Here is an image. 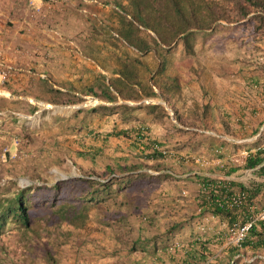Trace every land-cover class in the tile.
I'll use <instances>...</instances> for the list:
<instances>
[{"label": "rangeland", "instance_id": "obj_1", "mask_svg": "<svg viewBox=\"0 0 264 264\" xmlns=\"http://www.w3.org/2000/svg\"><path fill=\"white\" fill-rule=\"evenodd\" d=\"M44 1L49 2V6L46 8L44 2L38 5L39 9L35 8L37 14H33L34 6L28 1L29 12L21 20L27 25V28H14L15 24L9 21L8 26L14 33L10 39L11 44L15 46L21 44L71 46L73 43L80 46L93 61L101 65L109 73L110 79L116 73L117 67H121V59H133L140 56L135 50L126 47L120 39H116L112 35V32H115L114 28L117 26L119 16L113 5H105L104 0H92L98 1L97 4H85L84 0ZM41 7L43 9L39 14L38 10ZM85 7L96 12L98 19L84 16L81 10ZM51 13L53 17H51ZM69 19L72 24L68 22ZM222 25L228 26L226 23H222ZM254 26V22H242L228 27H220L207 38L198 35L195 56L184 54L182 46H178L173 57L172 73H177L178 77L194 76L204 80L223 76L226 77L224 78L226 80L234 81L236 89H241L240 93L244 95L248 92L246 90L248 85L245 83L249 79L264 80V32L257 34ZM114 44L117 46H113ZM9 54L18 63L15 67L14 62L5 58L13 68L11 74H14L15 71H18L16 74L23 73L22 69H26L25 74L39 76L37 64L28 60L31 59L29 57L33 55L32 53H24L22 56L19 55L20 57H14L17 55L15 53ZM0 56H2L1 53ZM51 58L48 60H52ZM27 60L32 63L31 66L28 65ZM145 60L151 65L157 63L153 52ZM103 77L102 82L106 83L107 79L105 76ZM104 85L106 88L107 84ZM28 89L30 95L24 101L28 106L25 113H32L31 107L36 109L31 101L43 102L45 105H69L66 104L68 100L57 99L54 101L56 98L46 82L41 84L40 89L35 85H31V88L28 86ZM17 93H19L18 90ZM157 98L162 102L160 97ZM129 103L132 105L139 102L130 101ZM144 106L148 107L149 105ZM159 107L160 109L157 111H166L165 105L160 104ZM5 109L9 108H0V110ZM63 112L59 111L52 117ZM5 118L10 119L11 123L8 129L5 127L6 125L0 124V196L17 190L23 179L40 182L49 187L56 184L57 179L62 180L61 175L68 178L79 175L87 177L88 175L91 178L110 179L112 174L107 169L108 167L115 168V159L119 160L123 169L127 163L134 162L142 168L140 172H160L166 178L135 181L137 182L133 184L135 186L130 188V193L135 196L134 207H131L130 210L123 208L108 212L105 206L99 205L93 210L92 217L87 221V227L84 229L77 230L64 223L47 224L43 222L39 225L36 224L30 233H26L15 225L8 226L4 234L0 236V264H183V250L191 247L192 235L199 237L202 241L209 242L208 258L201 264H230L232 262L233 256L228 255L231 244H229L227 225L220 228L219 225L222 222H219L218 219H209L207 217L209 215H203L200 212L195 203V195L198 193L199 187L196 183L185 179L203 171L204 168L207 172L211 171L215 167L212 162L216 161L217 156L224 155L218 154L217 148L213 147V144L222 138L212 133L237 140L241 139L239 131L222 133L215 128H199L196 130L197 132H189L186 135L187 138H184L186 139L184 141L189 143L187 149H181L178 144L180 140L183 141L181 139L183 136L171 135L170 146L159 148L167 151L166 159L157 162L137 156L141 155L142 147H145V144L138 142L135 135H132L131 138L111 137L108 140L104 138L105 134L110 133L112 124L100 127V122L97 119H94L92 125L94 134H89V129L80 130L81 119L77 120V124L64 123L59 128L54 127L46 120L41 129L31 132L25 127H20L13 118ZM3 119L4 117H0V121ZM117 120L120 122L121 128L131 127V125H125L119 116L112 123H118ZM193 133L204 136L200 138L201 140L199 139L200 147L203 148L200 151L202 154L196 153L197 139ZM163 139L161 138V140ZM144 141L145 143L149 142ZM202 144L203 146H201ZM96 147L97 150H95ZM222 147L223 152L231 151V149H227L226 144ZM89 150L92 156H87ZM80 153H86V156H82ZM117 173H123V176L126 172ZM116 189L117 186L111 191L112 203L119 202L121 199L120 194L116 193ZM117 212H123L124 219L129 216L135 223L142 224L146 236L150 238L162 235L157 231L156 234L153 233L155 230L153 231L151 226L148 228L151 215L158 218L159 224L168 227L166 231L176 223L184 224L186 228H183L185 229L184 235H188V240L182 241L178 245L172 244L168 252L162 251V256L158 259L145 256L142 252L131 253L129 247L139 236V228L136 227L133 231L127 225V230L131 229V235L119 233V228L124 225L121 224L122 222L120 223ZM97 213L112 218L110 222L114 227H106L105 222L101 219H95ZM107 213L109 214L105 216ZM202 220L204 224L199 225ZM117 222L120 225H116ZM201 226L205 227V231L201 230ZM116 236L120 237L121 243L116 242ZM171 258L173 259L171 260Z\"/></svg>", "mask_w": 264, "mask_h": 264}, {"label": "trees", "instance_id": "obj_2", "mask_svg": "<svg viewBox=\"0 0 264 264\" xmlns=\"http://www.w3.org/2000/svg\"><path fill=\"white\" fill-rule=\"evenodd\" d=\"M105 5H113L118 13V23L114 31L120 36L121 42L137 52L140 56L130 59H121L119 77L109 80L110 87L118 96L125 101L140 102L145 98L156 96V88L161 97L171 92L169 82L173 79L178 81L177 73H172L171 64L173 56L182 46L186 55L195 56V45L198 35L207 38L212 36L220 27L241 24L242 22H254V30L257 34L264 32V0H104ZM226 23L228 26L222 25ZM117 46V44L113 45ZM154 53L157 60L155 65L146 61L150 53ZM138 97H137V96ZM115 96L112 98L116 100ZM68 100L67 102H69ZM75 105L78 101L71 100ZM63 105V104H57ZM144 105L131 106L122 103L118 106L107 107L101 105L84 117L85 128H89V118L121 115L126 121L131 120V112L141 109ZM172 109V108H171ZM103 110V111H102ZM173 110V109H172ZM81 111H77L80 114ZM175 119L182 126H187L177 112L174 111ZM89 123H88V122ZM80 127V130H83ZM94 134V131L91 130ZM90 134V133H89ZM137 134L138 142L145 144L142 147L139 158L148 161L161 162L166 159V154L159 143L149 141L146 135L137 131L125 130L112 132L106 139L111 137L131 138ZM135 144V143H134ZM85 156L83 153H80ZM262 152L251 156L245 165V169L255 168L263 164ZM142 168L134 162L127 163L125 169L115 159V168L108 167L111 178L98 181L86 178H69L60 180L53 186H33L28 188L18 187L13 192L0 196V236L8 226L15 225L26 233H30L37 224L64 223L74 229H84L87 221L91 218L93 210L99 205L105 206L108 212L115 209H131L134 207L135 196L130 193L135 181L160 180L164 175L152 176L140 172ZM117 172H126L123 173ZM140 172V173H139ZM236 173V169L229 171ZM170 178V177H167ZM198 185V193L195 203L203 215H209L225 222L228 228L242 224L260 211L251 212L255 199L259 196L260 186L247 188L239 182L228 181L219 178L208 177L195 173L185 179ZM119 184V185H117ZM117 186L116 193L120 194L119 202H111L112 190ZM238 193L247 195L246 202L240 207H221L219 203L225 197L229 198ZM101 213H97L95 219H101ZM104 224L111 226L109 217ZM149 226L152 223L149 220ZM182 230L180 224L174 225L160 236L152 238L146 236L144 227H139L138 239L129 247L131 253H155L162 249L167 253L170 238H175ZM191 247L183 250V264H201L205 262L209 254V242L202 241L192 235ZM163 243L165 245L163 246ZM243 249L230 246L229 252L233 257L240 252L248 250L257 251L264 248V222H259L249 233L243 243ZM173 258H171L172 260ZM241 260L230 264H239ZM264 260H257V264Z\"/></svg>", "mask_w": 264, "mask_h": 264}, {"label": "crops", "instance_id": "obj_3", "mask_svg": "<svg viewBox=\"0 0 264 264\" xmlns=\"http://www.w3.org/2000/svg\"><path fill=\"white\" fill-rule=\"evenodd\" d=\"M28 1L30 3V0ZM28 1L0 0V53L2 56H4V58L14 62L15 67L18 65V63L13 59V57L10 56L9 53L17 54L14 57H20L24 53H32L33 55L29 57L31 59L28 60H31L35 65L37 64L36 67L38 68L37 70L40 74L37 72L39 76L36 77L27 75L25 74L26 69H22L23 73L19 74H16L18 71L13 72L14 74H11L8 83L5 86H2L1 83L0 87L1 90L10 93L12 99H3L0 97V108H9L12 110L14 109L27 112L28 106L24 101L27 100L30 95L28 86L31 88V85H35V87L40 89L43 82H46L52 91V94L55 96L56 99L54 101L57 99L70 100L66 104H73L71 100H74L78 101V104L81 102V98L77 95L91 93L101 99L104 102L102 105L107 107L118 106L122 103H127L130 105V101H125L119 96L118 98L116 97L117 94L109 84V73H107L101 67V65L93 61L91 57H89L85 51L80 48V46L29 44L15 46L14 44L10 43V39L14 33L11 31V27L8 26L9 21L12 22V24H15L13 26L14 28H27V25H25V23H23L21 20L24 19L25 15L28 14L27 12H29L27 8L29 7ZM43 2L44 6L47 8L49 6V2L44 0H34V3L32 4L34 6V8H32L33 14H37L35 8L39 9L38 5H41ZM42 9L43 7L38 10L39 14H41L40 12ZM61 12L63 13L64 11ZM51 17H53V14ZM68 22L72 24L71 19H69ZM50 57H52V60H48ZM28 60L26 62L31 66L32 63ZM19 61H21V59H19ZM173 67L174 61L172 59L170 69L172 70ZM93 68L95 70L94 72ZM120 69V66L117 67L116 73H118ZM116 73L112 75V78L119 77V75ZM103 76H105L107 79L106 83L102 82L104 78ZM224 78L226 77L217 76L204 80L203 78L194 76L188 78L178 77L177 82H175L173 79L169 82L168 85L171 92L164 97H161L158 90L154 88L156 92L155 97H160L159 99L165 102L170 109L172 108L174 111H176L178 117H180V119L187 124L186 127L182 126L178 122L177 124L173 122L167 107L165 108L166 111H157L160 109V104H155L149 105L148 107L143 106L141 109L131 112V120L129 121L124 120L121 115L89 118V120H91L90 123L87 121L90 125L88 128L90 130L89 133H91L93 128L92 125L94 119H97L100 122V127L112 124L110 133L122 130L137 131L143 135H147V141H155L163 148L164 146H170L172 139L171 135L175 134L181 137L183 136L181 138L183 141L180 140L178 144L181 149H187L189 143L188 141H184L186 140L184 138H187L186 135H188L189 132H197L196 130L199 128H215L219 129L218 132L222 133L225 131H239L241 133L239 136L241 139H232L234 141L227 142L226 140H222V138L218 140L217 143L213 144V147L217 148L216 152L218 154L224 155L217 156L216 161L212 162L215 167L212 168L211 171L207 172L204 168L202 169L203 171L198 172V174L239 182L244 184L247 188H253L254 186L259 185V196L255 199V204L251 207V212L259 210L262 211L264 210V166L261 164L255 168L248 169H245L244 167L247 160L251 156H255L258 152L263 153L261 158L264 160V80L257 81V79H249L247 82L245 81V85H248L246 88L248 92L243 95V93H240L241 89H236V84L234 81L231 80V82ZM104 84H107L106 88L104 87ZM17 90L19 93H17ZM114 96L117 98L116 100L112 99ZM17 100H19V102H16ZM236 102L239 103L237 104ZM138 105L139 104H132L131 106L135 107ZM240 105H242V107H240ZM30 110L34 112L33 107H31ZM82 111L83 112L78 114L75 110H65L63 113L51 117L48 122H50V124L54 127L59 128L64 123L71 122L73 125L77 124V120L81 119V127L87 129L85 128L86 122H84V117L88 115V111L92 110ZM117 116H119L125 125L128 124L131 125V127L127 126L126 128H121V126H119L120 122H118V120V123H112ZM0 122V124L6 125L5 127L7 129L11 123L10 119L8 118H4L3 121ZM110 133L105 134L104 138H106ZM193 134L197 139L196 153L202 154L200 151L203 150V148L201 149L199 142L201 140L200 138H203L204 136H200L197 133ZM133 135L136 136L137 134ZM161 135L163 136L161 137ZM161 138L164 139L161 140ZM224 141L227 143H223ZM225 144L227 145V149H231V151H222V146ZM201 146H203V144ZM95 150H97V147ZM88 152L89 153L87 156H92L91 151L89 150ZM83 154L86 156V153ZM256 168L258 169L255 170L252 175L248 177L245 176L246 171ZM232 169H236V173L231 174L229 171ZM108 214L109 213H107L105 216ZM90 217H92V215ZM117 217L119 218L120 223L122 222L121 224L124 225H121L122 227L119 228V233L123 232L124 235H131V229L135 231L136 227L139 228L142 226V224L139 225L135 223V221L131 219L132 217L130 218L128 216V218L124 219L125 214H123V212H117ZM101 220L106 222L108 221V218L106 219V217L102 216ZM150 222L152 223L151 227L153 228V231L155 230V232H153L155 234L157 232L164 234L166 232V228H168L167 226H162L159 224L158 218L152 215L150 216ZM203 222L204 221L202 220L199 225L204 224ZM219 222L221 221L219 220ZM120 223L117 222L116 225H120ZM178 224L179 223H176L175 225ZM225 224V222L220 223V228L226 227L227 224ZM127 225L131 228L130 230H127ZM180 226L182 230L175 238H170L168 243L170 247L168 250L172 247V244L178 245L182 241L186 242V240H188V235H184V231L186 229L185 225L180 224ZM110 227L112 228L114 225H111ZM149 227L150 226H148V228ZM119 238V236H116L115 238L118 244L121 243ZM164 245L165 243H163V246ZM162 253V249H160L155 253L150 252L142 254L158 259L162 256ZM257 254L264 255V248L257 251L248 250L243 253L245 258L249 256L252 257ZM228 255L232 257V255ZM244 263H246L245 259L241 260L239 264ZM257 264H264V262Z\"/></svg>", "mask_w": 264, "mask_h": 264}, {"label": "built area", "instance_id": "obj_4", "mask_svg": "<svg viewBox=\"0 0 264 264\" xmlns=\"http://www.w3.org/2000/svg\"><path fill=\"white\" fill-rule=\"evenodd\" d=\"M33 3H34V0H30V4H33ZM84 3L85 4H92V3L97 4L98 1L84 0ZM81 13L84 16H87V17H90L93 19H98V14L96 12H92L90 9H88L86 7L81 10ZM112 35L114 36V38L120 39V36L116 32H112ZM72 46H74L73 43H72ZM12 70H13V68L11 67L9 62L4 57L0 56V75H1L2 86H5L8 83ZM0 96L6 97V98L12 97L10 93H7L1 89H0ZM77 96H79L81 98V102L78 104H75V105H51V107L48 108L45 106V103H43V102L35 103V102L31 101V103L36 106V109L34 110V112L25 113V112H21V111H15L12 109H5V110H0V117L13 118L20 127H25L29 131L35 132V131L41 129L44 121L49 120L53 115H55L59 111H65V110L81 111V110L95 109L104 103L101 99H99L93 95H77ZM138 104L139 105H141V104H143V105L163 104V105H165L167 107V110L169 111L171 119L173 120V122L175 124H177V120L175 119V114H174L173 110L170 109L165 102H163V101L160 102L157 98H145L142 101H140ZM51 111H52V113H51ZM212 134L217 136V137L223 138L227 141H230V142L234 141V140L229 139L227 137L218 136L217 134H214V133H212ZM163 153L166 154V152H164V151H163ZM263 166H264V163H263ZM257 169L258 168L250 169V170L246 171L245 176L248 177V176L252 175V173ZM54 172L57 173L56 171H54ZM145 172L152 175V176L161 175L160 172H153V171H145ZM61 177L63 178L62 180L69 179L68 177H65L64 175H61ZM71 178H86V177L79 175L77 177H71ZM91 179L102 181V179H98V178H91ZM58 181H59V179H57V182ZM228 181H230V180H228ZM20 183H21L20 184L21 188H28V187H33V186L44 185L43 183H40V182L28 181L27 179H23ZM246 200H247V195L245 193H238V194L233 195L229 198L225 197L223 199V201H221L219 203V205L221 207L236 208V207H240L241 205H243L246 202ZM207 217L209 219H212V220L217 219L213 216H207ZM259 222H264V210L255 214L250 219H248L246 222H244L242 224H238L234 227L228 228L229 244H231V246H233V247H236V248L242 250L243 249L242 248L243 243L246 241L247 237L249 236L250 231ZM201 230L205 231V227L201 226ZM243 259H245L247 263H254L257 260H264V255L263 254H257V255H254L252 257L249 256V257L245 258L243 253L240 252V254H237L233 257L232 263H234L235 261H238V260H243Z\"/></svg>", "mask_w": 264, "mask_h": 264}, {"label": "bare ground", "instance_id": "obj_5", "mask_svg": "<svg viewBox=\"0 0 264 264\" xmlns=\"http://www.w3.org/2000/svg\"><path fill=\"white\" fill-rule=\"evenodd\" d=\"M46 107H48V108H50L51 107V105H45ZM26 182V181H25Z\"/></svg>", "mask_w": 264, "mask_h": 264}]
</instances>
